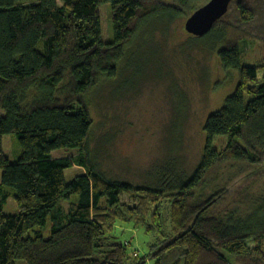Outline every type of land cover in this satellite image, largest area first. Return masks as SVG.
I'll return each mask as SVG.
<instances>
[{
  "label": "trees",
  "instance_id": "obj_1",
  "mask_svg": "<svg viewBox=\"0 0 264 264\" xmlns=\"http://www.w3.org/2000/svg\"><path fill=\"white\" fill-rule=\"evenodd\" d=\"M206 1L0 0V146L6 135L16 143L11 157L0 152V264H147L113 233L120 221L154 238L151 264H264V193L230 195L217 184L226 170L239 168L231 183L243 166L264 160V61L242 59V43L256 36L253 0L230 4L234 21L226 25L221 16L203 34L237 82L206 117L189 174L163 164L154 187L134 185L102 169L90 145L87 95L102 78L118 76L144 22L168 23ZM103 4L112 31L106 42ZM60 54L66 61L55 63ZM75 126L78 134L63 133ZM215 137L224 138L219 147ZM59 150L74 153L56 156ZM69 168L76 173L66 182ZM8 197L13 214L2 211Z\"/></svg>",
  "mask_w": 264,
  "mask_h": 264
},
{
  "label": "rangeland",
  "instance_id": "obj_2",
  "mask_svg": "<svg viewBox=\"0 0 264 264\" xmlns=\"http://www.w3.org/2000/svg\"><path fill=\"white\" fill-rule=\"evenodd\" d=\"M231 1L232 6L236 0ZM263 1L253 0L259 9L249 30L256 36L242 43V59L252 66L264 61ZM98 11L103 40L110 41L108 6L103 4ZM235 17L234 6L228 7L218 21L228 25ZM186 18V15L179 16L168 23L162 18L157 22L145 21L133 38L131 50L119 64L118 76L111 81L102 78L87 95L93 118L90 145L97 148L101 168L115 178L154 187L163 164H171L180 174H189L203 149L202 127L206 117L217 110L235 88L237 73L221 67L212 37L186 32L183 27ZM64 61L65 54L54 58L55 63ZM79 132V126L63 131L70 135ZM223 142L221 137L213 140L217 147ZM15 147L13 137L3 136L0 152L11 157ZM72 153L74 150H59L55 155ZM238 170V167L226 170L217 184H224L225 192L230 195L238 190L252 195L264 193V160L257 166H243L244 172L228 183ZM75 173L76 168L66 169L65 181L72 179ZM217 202L219 204L220 200ZM228 206H232V202ZM2 211L4 214L17 211L11 197L7 198ZM40 233L46 235L47 230ZM113 233L128 241V250L138 253L134 258L146 256L147 264L152 263V257L156 258V247L151 245L154 238L140 227L120 221Z\"/></svg>",
  "mask_w": 264,
  "mask_h": 264
},
{
  "label": "water",
  "instance_id": "obj_3",
  "mask_svg": "<svg viewBox=\"0 0 264 264\" xmlns=\"http://www.w3.org/2000/svg\"><path fill=\"white\" fill-rule=\"evenodd\" d=\"M231 0H208L198 6L184 20L186 32L201 36L207 33L214 22L218 20L226 11Z\"/></svg>",
  "mask_w": 264,
  "mask_h": 264
},
{
  "label": "built area",
  "instance_id": "obj_4",
  "mask_svg": "<svg viewBox=\"0 0 264 264\" xmlns=\"http://www.w3.org/2000/svg\"><path fill=\"white\" fill-rule=\"evenodd\" d=\"M126 243V242H125Z\"/></svg>",
  "mask_w": 264,
  "mask_h": 264
}]
</instances>
